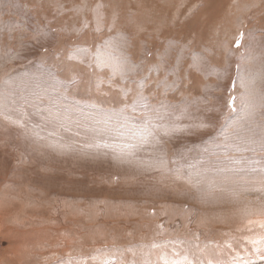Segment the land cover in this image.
Listing matches in <instances>:
<instances>
[{"label":"rangeland","instance_id":"rangeland-1","mask_svg":"<svg viewBox=\"0 0 264 264\" xmlns=\"http://www.w3.org/2000/svg\"><path fill=\"white\" fill-rule=\"evenodd\" d=\"M262 169L264 0H0V264H264Z\"/></svg>","mask_w":264,"mask_h":264},{"label":"crops","instance_id":"crops-1","mask_svg":"<svg viewBox=\"0 0 264 264\" xmlns=\"http://www.w3.org/2000/svg\"><path fill=\"white\" fill-rule=\"evenodd\" d=\"M41 91H42V89H41ZM206 95V94H205ZM207 96V95H206ZM208 97V100L209 101H213L214 100V98H212V97H210V96H207ZM56 102H57V100H56ZM210 104L212 103V102H209ZM57 105H58V102H57ZM225 110H226V106H225V109H224V111H223V109H222V114H224L225 113ZM239 111H240V108H239ZM62 119V118H61ZM62 121H63V119H62ZM64 122V121H63ZM225 153L226 154H242L243 153V150H226L225 151ZM247 162H249L250 164L251 163H253V162H259L258 161V159L254 156V155H249V154H247ZM254 170V168L252 169V171ZM259 173H264V169H262Z\"/></svg>","mask_w":264,"mask_h":264},{"label":"snow or ice","instance_id":"snow-or-ice-1","mask_svg":"<svg viewBox=\"0 0 264 264\" xmlns=\"http://www.w3.org/2000/svg\"><path fill=\"white\" fill-rule=\"evenodd\" d=\"M171 264H177V262L176 261H172Z\"/></svg>","mask_w":264,"mask_h":264},{"label":"bare ground","instance_id":"bare-ground-1","mask_svg":"<svg viewBox=\"0 0 264 264\" xmlns=\"http://www.w3.org/2000/svg\"><path fill=\"white\" fill-rule=\"evenodd\" d=\"M216 104H218V103H216ZM216 104H215V106H216ZM218 107H220V105H218Z\"/></svg>","mask_w":264,"mask_h":264}]
</instances>
